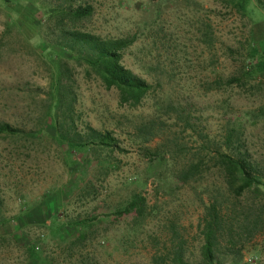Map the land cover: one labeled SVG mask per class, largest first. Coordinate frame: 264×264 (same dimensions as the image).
I'll use <instances>...</instances> for the list:
<instances>
[{"label": "rangeland", "instance_id": "374dc122", "mask_svg": "<svg viewBox=\"0 0 264 264\" xmlns=\"http://www.w3.org/2000/svg\"><path fill=\"white\" fill-rule=\"evenodd\" d=\"M63 1L0 0V122L21 131L0 136V219L10 221L0 233L34 243L54 259L52 264H79L78 253L94 264H149L155 250L170 246L174 226L187 259L198 263V224L206 207L217 200L223 213L226 207L240 212L251 202V195L229 196L211 168L216 149L224 150L227 125H242L244 147L264 166V64L253 88L226 84L240 66L250 27L258 50L264 51V0H252L256 14L251 18L231 12L226 0H87L93 14L84 29L102 38L134 36L122 63L152 91L138 108L120 106L116 91L85 78L71 61L75 131L83 134L89 126L109 132L122 149L88 142L76 153H67L49 129L28 135L45 126L54 70L41 41L42 36L50 39L48 25L39 34V9ZM217 78L223 79L219 86ZM187 115L194 130L178 118ZM151 119L159 136L144 142L137 127ZM146 149H158L163 160L157 163ZM190 159L201 160L202 177L175 182L173 175ZM134 196L145 200L142 218L121 213ZM79 221L92 223L93 240L61 251L81 232L75 226ZM60 238L66 244L60 245ZM242 255L238 264L262 262L264 233L245 243ZM22 259L19 250L0 253V264H21ZM222 264L234 263L228 257Z\"/></svg>", "mask_w": 264, "mask_h": 264}, {"label": "trees", "instance_id": "16d2710c", "mask_svg": "<svg viewBox=\"0 0 264 264\" xmlns=\"http://www.w3.org/2000/svg\"><path fill=\"white\" fill-rule=\"evenodd\" d=\"M64 0L53 7L41 5V13L37 19L39 34L41 29L48 25L49 41L47 44V56L53 67L51 81L48 89L46 123L42 130L31 132L30 137H37L44 130H50L48 134L59 145L64 146L67 153H76L86 148L88 142L99 145L109 151H121L115 138L109 132H101L87 126L85 133L75 131V95L73 92V67L84 70L85 78L97 80L106 90H114L120 106L138 108L152 91V86L142 77L126 68L123 63V53L135 42L134 36L117 38H102L84 29L85 24L93 14V7L87 0ZM260 2V0H255ZM3 4L11 2L28 3L29 0H2ZM252 0H226V8L243 18H251L256 14L255 8H251ZM252 20V19H251ZM210 41V40H209ZM258 42L250 27L244 42L241 44L240 66L236 72L226 79L229 87L248 86L253 88L252 81L257 79L259 71L264 64V51L258 50ZM228 52L232 49L229 47ZM65 53L67 57L60 55ZM232 53V52H231ZM223 79L214 80V85L219 86ZM255 83V81H254ZM258 83V82H257ZM256 83V84H257ZM168 108L177 113L175 103L168 102ZM184 113V112H183ZM188 128L194 130L192 118L187 115L184 119ZM21 131L7 123L0 122V136L14 137ZM139 137H145L143 141L158 137L156 120L151 119L137 127ZM242 125H227L223 132V148L216 149L211 159V168L221 176L226 191L234 199L251 195V202L242 207L240 212L236 208H225L223 213L221 204L214 200L205 209V215L198 224L202 245L199 250L198 263L190 262L186 257L185 242L172 227L170 246L162 250H155L150 256L149 264H222V260L232 258V263L242 262V250L245 243L253 240L257 235L264 233V166L254 159L244 147ZM150 138V139H149ZM150 156L157 158V163L163 160L158 149H146ZM201 160L190 159L175 173V182L187 184L190 181L197 182L203 175ZM145 200L140 196H134L122 214L134 213L135 218H142ZM9 220L0 219V226L9 223ZM81 232L74 239L63 246L61 251H71L73 248H81L85 243L93 240L89 229L93 226L89 221L75 222ZM226 239V246H221V241ZM66 240L60 238L59 244H66ZM22 251L21 264H52L51 257L38 251L37 246L28 242L23 244L16 235L0 233V253L3 251ZM264 257V256H263ZM79 264H90L91 258L78 253ZM92 263V262H91ZM94 264V263H92ZM258 264H264V260Z\"/></svg>", "mask_w": 264, "mask_h": 264}]
</instances>
